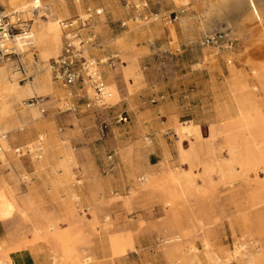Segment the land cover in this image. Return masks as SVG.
<instances>
[{"label":"rangeland","instance_id":"rangeland-1","mask_svg":"<svg viewBox=\"0 0 264 264\" xmlns=\"http://www.w3.org/2000/svg\"><path fill=\"white\" fill-rule=\"evenodd\" d=\"M61 1L67 3L71 17H75L73 0ZM79 1L82 12L87 7L103 10L91 20L97 40L90 54L103 60L99 65L103 81L115 86L118 100L113 106H101L89 98L84 86L62 87L56 82L61 93L56 89L55 96L27 100L42 111L41 118L18 132L22 138L8 137V143L14 148L21 147L25 153L21 159L27 162L39 160L31 158L35 154H26L24 148L28 142L38 140L39 134L44 135L42 145L47 141L49 149L40 171L27 166L26 170L16 168L13 172L7 162L0 163V188L7 189L24 205L17 206L9 221H0V241L6 236L28 241L33 225L51 221L60 229L77 231L70 245L92 258L88 264H177L166 259L162 246L169 244L167 239L178 231L187 234L185 239L199 250H202L200 235L204 233L214 250L231 249L245 229L254 239H264V172L258 168L246 172L236 169V174L224 180L213 172L206 187L198 179L196 192L177 191L175 208L169 213L158 191L138 188L143 171L160 177L166 168L189 169L178 157V149L188 147V142L178 143L174 133V126L179 123L192 121L199 125L204 136L203 159L211 163L220 152L226 157L222 136L209 137V128L217 123L221 112L232 109L228 61L243 74L248 73V64L263 61L264 29L252 23L227 28L226 32L218 33L221 38L216 35V40L225 46L218 49L214 58L204 59L202 45L185 37L197 28L203 15L204 8L195 0H188L190 7L184 15L191 22L185 30L178 23L183 14L175 0H148V18L139 19L154 21L150 23V32L145 27L129 30L128 21L138 17L125 8L124 0ZM12 11L0 2V13L16 18L2 20L13 27L14 36L21 33L19 25L30 26L32 21ZM212 14L228 18V14L216 9ZM43 15L39 14L42 19ZM93 20L100 30L94 27ZM169 20L178 38L172 44L168 40ZM107 22L116 30L114 37L121 38L102 42V29ZM33 53L36 54L31 49L24 55L10 56L9 61L0 58V66L7 62L12 66L20 60L25 73H17V80L23 84L35 75L29 64ZM125 67L129 68L127 74ZM250 86L254 83L250 82ZM209 150L212 154L205 156ZM60 163H67L65 176ZM193 172L201 175L202 167L193 168ZM56 177L59 182L55 187L50 181ZM67 184L78 195L72 202L76 217L65 206ZM29 192L31 202H27ZM20 210H24V215ZM74 220L80 223H73ZM112 241H120L125 252L113 255ZM31 255L44 257L46 264L54 263L49 242L36 245Z\"/></svg>","mask_w":264,"mask_h":264},{"label":"bare ground","instance_id":"bare-ground-1","mask_svg":"<svg viewBox=\"0 0 264 264\" xmlns=\"http://www.w3.org/2000/svg\"><path fill=\"white\" fill-rule=\"evenodd\" d=\"M175 1L179 6L180 13L183 14L179 17L178 23L185 30L191 22L189 16L184 15L185 11L189 10L190 4L188 0ZM195 1L196 4L204 8L203 15L199 19L197 28L185 34V37H189V41H196L202 45L201 53L204 59L214 58L218 54V49L225 46L216 40L215 36L220 32H226L227 28L242 23H252V26L256 25L261 30L264 29V0ZM0 2L3 6L13 10L12 13L22 14L32 21L30 26L19 25L21 33L12 37L7 34V24L5 22L2 24V18L9 17L11 21L16 18L11 14L0 13V51H12L19 56L26 54L31 49H34L36 53L31 54V61H29V64L35 69V75L32 80L23 84L17 80V72L13 70L11 64L9 65L7 62L0 66V163L7 162L8 168L13 172L16 171V168L26 170L27 166L40 171L46 163V154L49 149L47 141L44 146L42 145L44 135L39 134L38 140L30 141L24 145L26 154L31 155L33 152L35 155H32L31 158L39 159L36 162H27L25 159H21L25 153L21 152V147H11L8 137L22 138L23 135L18 132L23 131L24 126L34 124L41 118L42 111H39L35 104L27 103V100L55 96L56 89L59 91L51 77L49 60L60 54L63 35L66 34L65 29L70 25L74 26L78 18H85V9L82 12L80 1L73 0L76 15L71 17L69 6L61 0H47L46 3H43L42 0H0ZM136 5L140 6L139 3ZM214 9L219 10L221 14H228L229 19L213 17ZM41 13L44 14L43 19L39 16ZM67 19H70V23L64 22ZM232 21L234 22L232 23ZM93 22L94 27L100 30L98 23L95 20ZM151 22L154 23L152 20L141 21L139 17L130 19L128 21L131 25L129 30L145 27V30L150 32ZM168 23L169 43H175V40L178 42L172 21L169 20ZM155 27L159 26L155 25ZM218 37L221 38L220 35ZM119 38L121 36L114 38H105L104 36L101 39L102 42L108 43L110 40ZM210 42L213 45H209ZM102 62L103 60L100 61V63ZM228 64V78L232 84V109L221 112L218 115L217 123L209 128V137L222 136L226 157L223 154L220 155V152L219 155L213 153L215 156L211 163L203 159L201 142L204 136L198 124L187 121L175 125L174 133L178 137V143L188 142L187 148L178 149V157L182 164L189 166V169L173 171L166 168L167 170L162 171L163 176L160 175V177H157L154 172L143 171L142 177L138 179V188H150L159 192L160 200L167 213L173 212L175 208L178 190L196 192L198 179L205 187L210 185L213 172L217 173L218 179L221 180L236 174V169L246 172L248 170L255 171L254 169L258 168L264 172V60L248 64V73L244 71L245 74L239 72L231 61H228ZM93 69L97 71L99 68L93 66ZM126 70L127 74L129 68ZM250 82L254 83V86L251 87ZM84 88L89 98L95 99L101 106L107 105L108 107L117 103L118 93L112 83L107 85L103 83L102 95H98L88 84ZM64 95L59 96L64 97ZM210 153L212 154L209 150L205 156ZM59 166L62 168L64 176L67 175V163H60ZM198 166L202 167L201 175L193 172V168ZM214 167L217 169L214 170ZM257 176L255 174V178ZM58 182V177L50 181L53 186ZM66 192L67 204L65 206L74 213L73 217H76L72 202L78 199V195L73 193V189L68 184ZM30 197L32 198V193L29 192L27 202H31L29 201ZM17 200L14 195L7 192V189L0 188V221L6 222L12 218L13 212L20 204L18 202L20 200ZM20 213L24 215V210H20ZM73 223L80 222L74 220ZM74 229H78L76 224ZM70 230L71 228L60 229L57 223L48 221L47 224L33 225L32 238L28 241L6 236L0 241V264H13L15 261L25 264L28 253H32L36 245L44 244V242L52 244L53 264H88L92 258L76 251L70 245L71 237H74L77 232L74 233L73 230L70 232ZM178 232L167 239L169 244L162 246L164 256L171 262L176 261L177 264H264V239H254L248 229L241 233L240 240H234L233 247L229 250H214L205 233L200 235L202 250H199L194 243L185 239L187 234ZM112 249L113 255L125 252V247L120 241H112Z\"/></svg>","mask_w":264,"mask_h":264},{"label":"built area","instance_id":"built-area-1","mask_svg":"<svg viewBox=\"0 0 264 264\" xmlns=\"http://www.w3.org/2000/svg\"><path fill=\"white\" fill-rule=\"evenodd\" d=\"M129 1L131 0H124L125 8L131 9L134 17L147 20L148 0H140V6H137L136 3L130 4ZM102 13V9L87 7L85 9V18H78L74 26L70 25L69 28L65 29L66 34L63 35V45L60 54L56 58L49 60L51 77L54 82L60 84L62 87H72L74 85L86 86L88 84L98 95H102L104 81L101 72L99 69L97 71L93 69V66L99 68L100 61L90 54V49L96 45L95 41L97 40L96 34L91 30V20ZM64 22L70 23V19ZM121 24L123 25V23ZM6 28L7 34L12 36L13 27L7 24ZM66 35H69V37H66ZM10 56H17V54L12 51H0L1 59L4 58L6 61H9ZM12 68L21 75L25 73L20 60H16L12 64ZM120 120L126 121V118L120 117ZM100 130L103 132V128Z\"/></svg>","mask_w":264,"mask_h":264},{"label":"crops","instance_id":"crops-1","mask_svg":"<svg viewBox=\"0 0 264 264\" xmlns=\"http://www.w3.org/2000/svg\"><path fill=\"white\" fill-rule=\"evenodd\" d=\"M106 25L103 26V29H102V35H101V38L105 36V38H114L115 34H116V30L113 29V27L110 25V23H105ZM34 257L31 255V253H28V256H27V262H25V264H46L44 257H39L38 258H34ZM39 260H43V261H39ZM14 264H19L17 261H15ZM21 264V263H20Z\"/></svg>","mask_w":264,"mask_h":264}]
</instances>
